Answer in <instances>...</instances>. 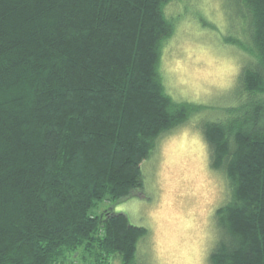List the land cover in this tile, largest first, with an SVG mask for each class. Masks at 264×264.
<instances>
[{"label": "trees", "instance_id": "trees-1", "mask_svg": "<svg viewBox=\"0 0 264 264\" xmlns=\"http://www.w3.org/2000/svg\"><path fill=\"white\" fill-rule=\"evenodd\" d=\"M238 3L242 46L259 60L230 92L242 100L200 119L210 167L230 191L209 264H264V0ZM160 4L0 0V264H67L79 253L137 264L146 230L97 211L141 190L140 162L162 128L188 107L205 111H166L156 45L171 25Z\"/></svg>", "mask_w": 264, "mask_h": 264}, {"label": "clouds", "instance_id": "clouds-1", "mask_svg": "<svg viewBox=\"0 0 264 264\" xmlns=\"http://www.w3.org/2000/svg\"><path fill=\"white\" fill-rule=\"evenodd\" d=\"M159 11L171 25L157 41L155 69L170 114L182 105H209L234 87L245 64L259 60L242 46L246 23L229 0H161ZM200 119L201 111L188 107L183 119L160 130L140 162L146 198L116 209L147 230L135 242L139 264H208L218 239L215 213L230 191L223 170L210 167Z\"/></svg>", "mask_w": 264, "mask_h": 264}, {"label": "rangeland", "instance_id": "rangeland-1", "mask_svg": "<svg viewBox=\"0 0 264 264\" xmlns=\"http://www.w3.org/2000/svg\"><path fill=\"white\" fill-rule=\"evenodd\" d=\"M229 3H230V5L234 6V9H235V13L234 14H235V16L238 19L242 20V17L240 16L241 12L239 10L240 6H239V3H238V0H229ZM228 39H234V38L230 36V37L227 38V40ZM243 67L241 68V71H242ZM241 71H240V73H241ZM238 78H239V76H238ZM238 78H237L236 84L234 85V87L228 93H226L225 95H223L221 97H213L209 105L203 106L206 110L203 109L205 111L201 113V119L206 117L207 119H211V120L216 121V120H219V119L225 117L224 116V114H225L224 109L236 105L237 101L244 97V96L241 95L238 98L236 97V99H233L232 98V94L230 93L232 90L235 89V87H236V85L238 83ZM207 108H209V109H207ZM208 154H209V151H208ZM228 189H229V186H228ZM133 197H135V198H146L145 194H144V192L142 190H137L129 198H127V199H125L123 201H127L128 203H130L131 199ZM123 201H121V202H123ZM121 202L118 203L115 206L111 205V203H109V202H104L103 204L100 205V208L98 209L97 212L100 213L102 210H106V208L108 210L109 209H113L114 212H118V211H116V209L120 206ZM118 213L125 214L124 212H118ZM127 218H128V216H127ZM131 224L134 225V226H138V225L133 224V223H131ZM138 227H140V226H138ZM215 244H216V242H215ZM215 244H214V246H215ZM213 248L211 249V251L213 250ZM211 251H210V253H211ZM69 260H71V259H69ZM69 260H68L67 264H94V262L92 261V258L88 254H84V258H83V254L82 253H79V255L78 254L75 255V257L73 258V261H72L73 263L71 261H69ZM136 263L139 264V260H137ZM109 264H121L120 256L119 255L112 256L111 259H110ZM208 264H209V261H208Z\"/></svg>", "mask_w": 264, "mask_h": 264}]
</instances>
